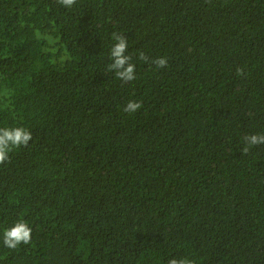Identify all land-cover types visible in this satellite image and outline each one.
Returning <instances> with one entry per match:
<instances>
[{
  "label": "trees",
  "instance_id": "16d2710c",
  "mask_svg": "<svg viewBox=\"0 0 264 264\" xmlns=\"http://www.w3.org/2000/svg\"><path fill=\"white\" fill-rule=\"evenodd\" d=\"M5 127L32 140L0 165V264H264V145L242 153L264 134V0H0Z\"/></svg>",
  "mask_w": 264,
  "mask_h": 264
},
{
  "label": "clouds",
  "instance_id": "9594fccd",
  "mask_svg": "<svg viewBox=\"0 0 264 264\" xmlns=\"http://www.w3.org/2000/svg\"><path fill=\"white\" fill-rule=\"evenodd\" d=\"M56 2L66 8L71 9L76 5L77 0H56ZM111 39L114 41L110 48L109 57L111 63L108 70L114 72L115 77L123 83H131L136 80V65L133 57L128 53V40L124 34L119 31L111 33ZM138 59L146 64L154 65L156 69H163L168 66L166 57L149 59L148 55L140 51ZM237 75H244L242 68L237 69ZM142 108V103L130 100L127 102L123 111L128 114L136 113ZM32 140V134L24 127H5L0 128V165L10 162L9 153L16 148L27 147ZM246 146L242 149L243 154H247L253 146L264 145V134H255L244 137ZM32 239V228L26 221H17L12 227L5 229L3 234V244L8 249H16L20 245H28ZM167 264H195V261L188 258L168 260Z\"/></svg>",
  "mask_w": 264,
  "mask_h": 264
}]
</instances>
